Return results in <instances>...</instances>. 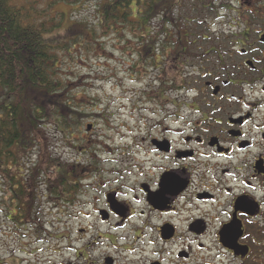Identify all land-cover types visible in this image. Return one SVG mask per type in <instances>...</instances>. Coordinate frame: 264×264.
I'll return each instance as SVG.
<instances>
[{"label": "flooded vegetation", "instance_id": "flooded-vegetation-1", "mask_svg": "<svg viewBox=\"0 0 264 264\" xmlns=\"http://www.w3.org/2000/svg\"><path fill=\"white\" fill-rule=\"evenodd\" d=\"M237 4L226 10L235 18L208 35L203 61L183 74L186 84L178 32H157L168 44L174 37V48L153 51L156 76L133 48L138 79L157 84L145 89L153 119L130 138L111 178L87 187L98 223L78 229L80 245L68 234L50 241L51 255L71 257L59 264H264V0ZM47 204L61 223L66 205Z\"/></svg>", "mask_w": 264, "mask_h": 264}, {"label": "trees", "instance_id": "trees-1", "mask_svg": "<svg viewBox=\"0 0 264 264\" xmlns=\"http://www.w3.org/2000/svg\"><path fill=\"white\" fill-rule=\"evenodd\" d=\"M40 1L44 0H0V187L6 219L20 226L37 224L42 198L59 204L69 202L70 195L79 193L80 173H86L84 167L82 170L78 166H65L52 156L43 131L44 125L52 126L61 141L70 146L86 119L85 114L70 104L58 67L59 54L65 53L75 39L54 45L46 38L60 29L57 15H61L49 12L56 1L96 4V20L78 21L65 37L78 36L81 28L95 41L98 33L107 37L134 33V46L144 52L140 57H144L145 69L155 65L153 51L172 52L174 48V37L170 44L164 38L158 39V33H152V22L160 21L161 31L167 35H171L173 28L180 36L179 63L184 84L187 64L191 61L199 64L204 57V50L198 45L202 36L194 35L181 11L183 21L174 16L185 0H51L45 8ZM166 65L167 61L163 60L164 68ZM33 150L40 154L31 163Z\"/></svg>", "mask_w": 264, "mask_h": 264}, {"label": "rangeland", "instance_id": "rangeland-1", "mask_svg": "<svg viewBox=\"0 0 264 264\" xmlns=\"http://www.w3.org/2000/svg\"><path fill=\"white\" fill-rule=\"evenodd\" d=\"M243 1L247 5L250 0ZM47 2L51 0L38 3L45 8ZM52 7L49 12L53 15L59 13L61 17L57 16L61 24L59 31L47 35L46 38L54 45L75 39L65 53L59 54L58 67L62 82L67 87L66 92L70 96V104L77 107L78 112L85 114L86 119L74 134L73 142L69 143L74 148L63 143L52 126L44 125L43 131L47 135L46 142L49 141L52 156L59 158L65 166L76 165L81 169L84 167L86 173H80L83 182L82 194L74 202L71 201L69 207L65 203L66 209L62 214L61 223L55 222L57 210L52 209L42 198V210L38 214L39 226L36 227L34 224L20 226L6 219L7 209L2 205L3 194L0 187V264H53L52 262L59 264L62 259L64 261L71 258L69 255L59 257L51 255L48 251L50 241L54 237L68 234L71 244L80 245L72 242L81 241L83 234H79L78 229L83 227L91 231L98 223L91 203L96 193L87 187L90 185L96 187V181H107L111 178L109 172L118 169L117 161L128 152L130 138L139 136L143 121L153 119L150 116L151 110L154 109L153 97L149 96L147 100L149 93L145 91L150 76L138 79L139 74L135 72L136 68H140V63L133 51V48L136 49L134 33L126 32L110 37L98 33L96 36L101 39L98 37L95 41L89 32L81 28L78 36L73 34L65 37L67 31L78 21L85 18L89 21L96 20L94 17L96 4L94 2L69 4L56 1ZM237 7V0H185L174 16L177 15L179 21L184 20L179 11L186 16L185 20L189 22L186 24L195 31L194 35L202 36L198 45L207 50L210 44H214V39L208 35L214 36L219 30V24L222 22L227 24L229 18H235V11L226 10H236ZM178 27L180 28V23ZM151 29L155 35L162 29L161 22L154 20ZM170 29L173 33V28ZM187 66L185 73H190L191 68L197 65L191 61ZM147 72L155 75L151 69H147ZM155 86L157 87L156 83L147 89L148 92L156 88ZM89 124L93 125V129L86 133ZM86 135L94 139V146L91 149L81 138ZM79 148H87L88 151L80 153ZM34 150L30 152L35 154V157L30 159L31 163L39 159L40 153ZM84 203L86 205H82ZM104 229L100 227L98 230ZM89 240L85 236L82 242L86 243Z\"/></svg>", "mask_w": 264, "mask_h": 264}, {"label": "water", "instance_id": "water-1", "mask_svg": "<svg viewBox=\"0 0 264 264\" xmlns=\"http://www.w3.org/2000/svg\"><path fill=\"white\" fill-rule=\"evenodd\" d=\"M90 129H91V126H88V127H87V130L89 131Z\"/></svg>", "mask_w": 264, "mask_h": 264}]
</instances>
